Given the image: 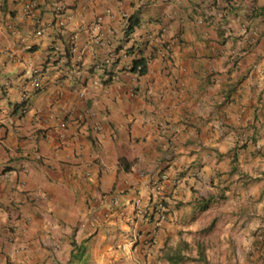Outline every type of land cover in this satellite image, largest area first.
<instances>
[{
    "label": "crops",
    "instance_id": "0c3cea01",
    "mask_svg": "<svg viewBox=\"0 0 264 264\" xmlns=\"http://www.w3.org/2000/svg\"><path fill=\"white\" fill-rule=\"evenodd\" d=\"M0 138V264L264 256V0H0Z\"/></svg>",
    "mask_w": 264,
    "mask_h": 264
},
{
    "label": "rangeland",
    "instance_id": "374dc122",
    "mask_svg": "<svg viewBox=\"0 0 264 264\" xmlns=\"http://www.w3.org/2000/svg\"><path fill=\"white\" fill-rule=\"evenodd\" d=\"M210 217L209 214L204 215L200 218V221L205 224L206 219ZM157 228L159 226H156ZM218 232L216 233V231ZM224 230H227L225 226H221L218 228L214 225V222L209 225H205L201 229L189 230V234L194 236L192 239V242L186 246L185 248L189 250L190 256L187 258H180L175 260V264H264V256L259 255L254 257L253 259L250 258H237L234 259L230 255H226V257H215L214 254V247L216 244V239H219L220 235L224 233ZM166 231H164L165 233ZM183 231L179 232V235L182 234ZM260 234L262 235L263 232L260 231ZM228 235H231L230 233ZM165 237V236H164ZM224 242L223 244H230V239H227L226 236H224ZM221 242V243H222ZM219 243V242H218ZM205 251V254L207 253L208 256L204 257V253L202 252ZM195 251V255H194ZM207 251V252H206ZM224 254V252H223ZM162 254L155 260L151 262V264H166V256Z\"/></svg>",
    "mask_w": 264,
    "mask_h": 264
},
{
    "label": "built area",
    "instance_id": "2783aa9c",
    "mask_svg": "<svg viewBox=\"0 0 264 264\" xmlns=\"http://www.w3.org/2000/svg\"><path fill=\"white\" fill-rule=\"evenodd\" d=\"M53 6V10L55 11V14L56 15H59L61 10H62V5L60 2L58 1H55L54 4L52 5ZM33 7V4H28L27 5V9H32ZM96 27L99 28V22L96 23ZM146 40L150 43H155L157 45H160V46H163V47H167L165 46V44H167V42L162 39V37H159L158 35H149L147 36ZM144 57L142 55V53L140 52V50H137L136 52V55H135V58L133 60V62L127 67L128 70H131L132 71V68L134 67V61L139 59V58H142ZM142 68L141 65L138 66L137 70L134 71L137 75H140L139 73V70ZM32 85L35 87V88H38L40 85H41V82L39 80V78L37 77H34L33 81H32ZM25 99H26V96L25 95H22L21 98H20V102H25ZM2 144V140L0 138V146ZM155 210H157V221L160 222L162 220H164L166 218V211H165V204H164V200L163 198L157 200V203H156V207H155Z\"/></svg>",
    "mask_w": 264,
    "mask_h": 264
},
{
    "label": "trees",
    "instance_id": "16d2710c",
    "mask_svg": "<svg viewBox=\"0 0 264 264\" xmlns=\"http://www.w3.org/2000/svg\"><path fill=\"white\" fill-rule=\"evenodd\" d=\"M127 20V28L125 31V35L129 36L133 30L135 29V26L139 25V19L135 16H126ZM131 50L133 48H130ZM147 62H148V57H142L134 61V67L132 68V71H136L138 66L141 65L142 68L139 70L140 75H143L147 72Z\"/></svg>",
    "mask_w": 264,
    "mask_h": 264
}]
</instances>
